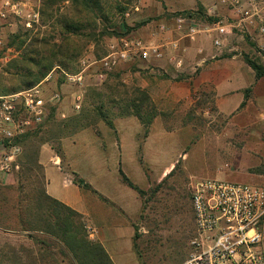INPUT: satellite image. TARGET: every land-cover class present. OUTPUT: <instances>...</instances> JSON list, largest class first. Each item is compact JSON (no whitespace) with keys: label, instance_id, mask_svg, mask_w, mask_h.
<instances>
[{"label":"rangeland","instance_id":"374dc122","mask_svg":"<svg viewBox=\"0 0 264 264\" xmlns=\"http://www.w3.org/2000/svg\"><path fill=\"white\" fill-rule=\"evenodd\" d=\"M2 1L0 0V7ZM13 1L25 3L30 10H39L41 3V0ZM200 1L105 0L107 7L112 6L105 23L109 30L120 24L121 17L115 6L116 2H121L126 8L123 19L130 28L127 35L139 38L145 45H167L176 41L179 44L178 50L173 52L168 47L165 58L161 60L136 59L121 63L101 83L94 77L98 66L90 67L85 71L83 98L78 111L72 106V94L78 89L65 80L60 82L58 70L51 73L49 80L44 79L38 84V89L46 99L55 93L60 95L61 101L55 108L56 120L77 115L84 107H98L99 99L96 96L104 93L103 84L106 81L109 85L121 84L120 90L139 88L149 94L158 113L151 125L143 126L134 116H122L119 106L113 107L103 96L101 100L105 105L102 110L108 112L113 127L98 120L91 127L82 130L75 139L76 158L82 177L89 181V163L94 162L93 158H100L98 156L101 153V157L107 158L110 170L92 178L95 179L93 181L96 187L101 193L114 200L118 199L117 201L122 198L126 201L128 197L132 208L137 192L118 183L119 171L114 172L112 167V141L121 140L122 171L143 192V195L137 194L140 211L131 225L134 236L136 235L134 245L137 246L138 242L144 240L150 246V252L136 251L138 264L182 261L189 256V241L194 236L190 200L194 182L209 178L248 184L245 174L260 170L264 164V151L256 147L259 142L264 144V110H259L256 104H244L233 114L223 115L215 106L212 89L194 91L189 87L190 76L197 75L200 67H190L191 58L184 49L190 39L185 37V28L182 31L176 30L175 18L188 16L186 12L193 15ZM215 2L216 0L205 1L206 5ZM205 14L216 19L223 18L230 23L232 21L227 10H222L217 15H210L207 11ZM190 18L198 30L208 24L196 13ZM48 24L42 22L40 16L30 28L12 16L6 20L0 19V39L3 43L0 49V73L7 62L17 55L14 50L6 48L10 35L18 31L23 33L25 30L31 31V34L40 32L46 35L49 34ZM197 37L207 38L211 47H214L212 39L206 33L199 32L195 38ZM117 38L120 36L104 38L99 45V54H106L108 46ZM224 44L226 53L223 54H235L242 62L243 56H247L264 66V50L261 47L264 35L252 37L232 29ZM230 44L233 47H228ZM94 52L95 47L88 45L77 63L68 64V74H74L75 68L80 71L82 60H95ZM170 56L175 57V61H169ZM177 60L181 61L179 67L176 65ZM259 79L264 88V77ZM6 86L11 88L12 84L6 82ZM68 137L70 136L61 139ZM61 139L47 144L53 148L59 146L62 152ZM42 172L41 167V171L33 168L27 176H21L17 172L5 176L0 174V185L13 187L0 191V264H55L52 260L59 261L62 258L63 246L51 236L20 231L17 212L13 207L25 199L28 190L34 186V177H39ZM121 186L128 192V196L121 191ZM102 200L108 204L105 199ZM95 227L102 233L100 228ZM172 236L176 239L175 254L170 255L167 244L168 238Z\"/></svg>","mask_w":264,"mask_h":264},{"label":"trees","instance_id":"16d2710c","mask_svg":"<svg viewBox=\"0 0 264 264\" xmlns=\"http://www.w3.org/2000/svg\"><path fill=\"white\" fill-rule=\"evenodd\" d=\"M115 9L120 14L118 26L109 30L106 22L110 8L105 0H41L38 10L44 23H49V34L25 30L11 34L6 48L14 50L17 55L12 57L0 73V96L18 93L40 84L54 70L67 72L68 64L77 63L78 58L88 45L95 47L94 57L102 58L99 54V45L106 37L127 35L130 28L123 19L124 8L121 2H116ZM195 13L203 17L206 23H212L216 18L207 16L205 9L198 5ZM101 51V49H100ZM244 63L254 72L255 78L264 77V66L247 56H243ZM77 66V65H76ZM75 73L79 72L78 70ZM6 75V76H4ZM64 78L59 79L62 82ZM6 82L12 84L11 88ZM104 93L97 94L98 107H84L79 114L56 120L55 108L50 109L49 115L43 124L32 132L16 139L21 147L18 157L19 173L27 176L33 168L41 171L38 162L40 147L52 140L59 141L62 137L72 136L96 121L101 120L109 127L113 123L108 112L102 110L105 103L103 96L113 107L119 106L122 116H134L143 126H149L158 115L149 94L139 88L120 90L121 84L109 85L104 82ZM106 93V94H105ZM242 102L240 107H243ZM56 156L62 160L63 154L59 146L53 148ZM121 180L129 188L143 195L141 189L133 184L127 176L119 170ZM34 186L26 193L25 199L15 206L20 231L26 234H45L51 236L63 246L61 260H52L55 264H114L104 247L96 240L89 238L87 225L82 215L66 207L50 197L45 190L43 172L34 177ZM74 183L79 187L88 188L82 179L75 177ZM12 186H1V190H10ZM8 202L7 198H4ZM11 230L10 228H7ZM136 237V235L134 236ZM41 261V260H40ZM61 262V263H59Z\"/></svg>","mask_w":264,"mask_h":264},{"label":"built area","instance_id":"2783aa9c","mask_svg":"<svg viewBox=\"0 0 264 264\" xmlns=\"http://www.w3.org/2000/svg\"><path fill=\"white\" fill-rule=\"evenodd\" d=\"M227 9L231 23L223 18L206 24L201 30L189 16L175 18L177 31L186 29L185 37L195 39L199 32L206 33L214 47L222 46L232 29L250 36L264 35V0H218ZM18 19L30 28L38 21V10H30L25 3L3 0L0 19ZM164 26L161 27V30ZM0 39V49L2 48ZM178 50V42L159 45H145L134 36H120L108 46L107 53L91 62L82 60L81 69L74 74L60 70L64 80L78 89L72 94V106L79 110L83 98L85 71L97 65L95 80L103 82L108 73L119 64L133 60H161L167 49ZM264 50V44H261ZM169 61H175L170 56ZM176 65L181 66L177 60ZM51 78V73L45 78ZM30 89L0 96V174L11 175L19 170L18 157L21 147L15 141L26 133L37 130L50 113L51 108L61 101L58 93L46 99L38 89ZM193 212V238L190 240L188 258L180 264H264L259 250L260 227L264 218V190L248 184L231 183L219 179H202L194 182L190 191ZM88 233L93 234L87 227Z\"/></svg>","mask_w":264,"mask_h":264},{"label":"crops","instance_id":"0c3cea01","mask_svg":"<svg viewBox=\"0 0 264 264\" xmlns=\"http://www.w3.org/2000/svg\"><path fill=\"white\" fill-rule=\"evenodd\" d=\"M205 1L201 0L199 4L210 15L221 14L222 10H227L219 5L218 0L211 5H206ZM188 3L190 2L188 1ZM190 9L194 10V8ZM225 46L226 44L223 43L219 48L211 47L209 40L204 37L189 40L184 49L191 58L192 66L190 67H200L197 75L190 76L189 87L194 91L212 89L215 106L219 113L223 115L233 114L240 108L242 102H245V104H256L259 110H264V88L261 86V80L256 79L254 72L244 62L239 60L235 54H223L226 53ZM228 47H233V44ZM187 89L189 88L187 87ZM83 131L61 139L62 160L56 156L51 145H41L38 162L43 170L46 193L82 215L86 225L95 233L90 234L89 238L98 241L104 247L114 264H138L136 251L149 253L150 246L144 240L138 242L137 246L136 244L134 245V232L131 222L140 211V202L137 194L134 195V204H132L131 208L127 200L128 197L126 201L123 198L117 201L118 199L114 200L99 191L93 181L95 179L92 178L96 175L99 177L104 171L110 170L107 158L101 157V153L98 156L100 158H93L94 162L89 163V173L91 175L89 181L82 177L79 170V162L77 163L76 158L77 146L75 139ZM262 144L259 142L256 147L264 151ZM110 149L112 150L111 160L113 161L114 172L122 171L121 140L113 139ZM262 157L264 158V152ZM75 177L82 179L89 187L83 188L76 185L74 183ZM245 178L250 183L248 185L264 190V164L260 170L245 174ZM117 181L124 185L120 177ZM122 187L121 191L128 196V192H125ZM101 198L105 199L108 204L106 205V202ZM95 226L100 228L102 233H99ZM260 233L259 250L264 258V218ZM175 241L174 236L168 238L167 247L170 255L175 254ZM161 246L165 247L163 244ZM188 248L190 251V244ZM159 253L166 254V252ZM185 260H171L161 264H180Z\"/></svg>","mask_w":264,"mask_h":264}]
</instances>
